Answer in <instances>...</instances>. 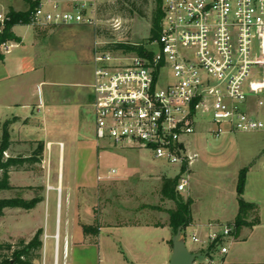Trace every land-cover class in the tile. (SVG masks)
Wrapping results in <instances>:
<instances>
[{
  "label": "rangeland",
  "instance_id": "obj_1",
  "mask_svg": "<svg viewBox=\"0 0 264 264\" xmlns=\"http://www.w3.org/2000/svg\"><path fill=\"white\" fill-rule=\"evenodd\" d=\"M155 3V0L100 2L94 26L17 24L13 31L20 37V41L0 59V75L5 71H11L13 83L25 81L28 84L35 78L49 76L59 80V88L62 89L77 88L72 86L74 82L87 84L91 81L95 47L99 50L117 52L121 51V48H115L116 43L143 46L154 40L151 39L150 28ZM152 47L157 48L155 45ZM4 84L6 83H2L3 86ZM84 89L87 91L89 88L84 87ZM198 123L195 132L189 136L190 153L193 158L183 164L168 163L162 158H156L152 151L115 146L106 139H97L94 134L91 107L85 106L81 131L85 135L83 139L86 145L84 144L83 147L81 144L78 161L73 159L74 153L69 152L68 145L66 147L62 197L57 199L56 190L49 191L46 204L33 213L30 209L23 208L4 209V213L0 215V243L16 244L21 238L28 240L33 230L41 227L42 247L38 250L39 258L36 264L43 263V256L44 264H54L52 234L56 227L58 209V264H123L128 251L120 247L115 236L122 235L127 242H132L133 246L137 247L143 242L142 234L146 229L129 226L107 235L103 228L97 237L92 234L85 237L81 229L82 222L89 218H92L91 221L97 219L114 223L165 221L167 218L165 209L174 207V201L163 198L160 187L164 180L172 178H177V182L181 179L187 180L185 190L176 191V196L183 201L189 198L190 214L194 221L204 223L201 224L202 231L196 232L198 236L204 237L210 226L220 229L225 224L230 225L233 220L227 221L224 217H230L237 206L238 172L235 167L248 163V160H244L246 159L243 151L246 148L243 145L245 143L237 139L243 133H224L215 137L209 130L212 125L207 117L201 118ZM54 150H58V145H54ZM111 169H115V173L109 176L107 174ZM75 173L79 182L91 186L89 191L96 185L97 173L103 178L98 181L99 190L95 189V198L92 193H85V196L81 194L79 196L78 193L77 208L73 200V204L68 208L66 186L70 180H73ZM48 186L52 187L50 183L46 184L47 188ZM80 192H85L84 188H81ZM248 195H254L264 203V175L250 177L245 190V196ZM0 196H20L27 199L34 196L41 197L40 191L26 187L2 191ZM145 205H152L157 209L147 208ZM254 215H250L249 219ZM216 216L220 219L210 220ZM68 220L77 245L75 250H72L71 246L65 258L63 245ZM168 229L167 235L171 240L174 233L170 227ZM150 232L154 235H162L165 230L155 228ZM45 233L48 236L44 239ZM190 235L191 230L187 228L185 231L187 247L195 252L203 250L205 246L193 242ZM230 240L227 238L224 243L228 249ZM216 249L217 247H214L212 252ZM0 254L6 255L8 251L0 250ZM204 257L201 255L196 259Z\"/></svg>",
  "mask_w": 264,
  "mask_h": 264
},
{
  "label": "built area",
  "instance_id": "obj_2",
  "mask_svg": "<svg viewBox=\"0 0 264 264\" xmlns=\"http://www.w3.org/2000/svg\"><path fill=\"white\" fill-rule=\"evenodd\" d=\"M105 1L110 0H0V35L11 9L24 13L27 24L94 26L99 3ZM15 43L6 39L0 49L6 53ZM143 47V54L94 48L90 87L97 139L183 164L193 158L189 136L201 118L209 119L215 137L264 131V97L249 104L250 95L264 92V0H162L158 37ZM186 185L181 179L175 190L184 191ZM58 220L57 209L54 264ZM233 227L210 226L204 237L193 231L190 239L205 250L215 243L226 253Z\"/></svg>",
  "mask_w": 264,
  "mask_h": 264
},
{
  "label": "crops",
  "instance_id": "obj_3",
  "mask_svg": "<svg viewBox=\"0 0 264 264\" xmlns=\"http://www.w3.org/2000/svg\"><path fill=\"white\" fill-rule=\"evenodd\" d=\"M12 77L13 72L11 71H5L0 75V125L4 120L13 118L9 126L10 145L6 152L11 156H29L38 141H42L44 145L39 161L25 164L20 168H14L9 172V183L12 188L8 190H18L19 188L26 187L30 190L40 191L41 201L37 202L30 209L32 211L31 213H33L46 204L49 191L56 190L57 199L62 197L64 187V159L67 145L69 152L72 151L74 153L75 158L73 157V159L75 161H78V155L82 149L80 148L81 144L82 146L84 144L86 145V141L83 139L85 135L81 131V120L85 106L91 107L94 117L90 87L93 80V67L91 81L87 84L74 82L72 86L77 88L73 89L59 88V80L49 76L40 79L35 78L30 84L25 81L13 83L11 81ZM2 83L6 84L3 86ZM84 87H88L89 89L86 91ZM259 96H264V92L250 95L249 104L254 106L255 100ZM242 133V136L237 137V139L245 143L243 144L246 146L245 150H243L246 155V159L244 160H248V163L237 165L235 170L239 172L241 168H247L242 197L244 200L254 202L257 205L256 214L258 215V222L252 226H245L237 234H233L229 249L226 253H220L218 249L214 252L210 251L207 253V250L203 249L205 251L198 252H204L202 256L205 257L203 259H195L193 264H264V207H262L264 203L254 195L245 196L246 185L250 177L264 175V131ZM94 134L96 137L95 125ZM60 135L61 137H59ZM64 136L67 138H64ZM54 145H58L57 151L54 150ZM98 174H96V185L92 186V190L89 191L91 186L79 182L77 173H75L73 180H70L66 186L68 208L71 207L73 201L77 208L76 201L78 193L79 196L80 194L85 196V193H92L95 198L94 193L96 190H99V187H97L99 181L97 179ZM47 183H50L52 187L47 188ZM81 188H84L85 192H80ZM2 191L7 190H0V192ZM13 208L18 209L19 207ZM237 210L238 204L230 217H224V220H233L237 214ZM190 216V223L185 228V231L189 228L191 232H201L203 229V225L201 226V224L204 223L194 221L191 214ZM218 218L216 216L210 220ZM91 220L92 218H89L85 222H82V224L94 222ZM69 223L70 221L68 220L66 233L64 234L66 251L63 256L65 258H67L71 246L72 250H75V246L77 245V242L74 241V237L72 236ZM98 224L99 231L105 228L107 235L114 234V231L129 226L146 229V232L142 234L144 237L143 242L137 247H134L132 242H127L124 236H115V239L119 241L120 247L126 249V252L128 251L127 255L125 254L123 264H168L170 248L168 243L169 237L167 235L169 230L167 218L162 222L146 221L132 223H114L98 220ZM155 228L164 229L165 233L162 235H154L150 231ZM35 230H33L32 234ZM98 235L99 232L95 236L97 237ZM86 236L88 237V235ZM82 237L84 238L83 233Z\"/></svg>",
  "mask_w": 264,
  "mask_h": 264
},
{
  "label": "trees",
  "instance_id": "obj_4",
  "mask_svg": "<svg viewBox=\"0 0 264 264\" xmlns=\"http://www.w3.org/2000/svg\"><path fill=\"white\" fill-rule=\"evenodd\" d=\"M156 6L154 16L152 19V26L150 28L151 39L158 37L161 17H162V0H155ZM10 21L7 24L6 31L0 35V43L6 39H12L16 42L20 41V37L11 31V26L17 24H27L28 18L21 11L10 10ZM151 41V40H150ZM115 48H121L127 51H133L138 54H143L144 47L139 44L129 43H116ZM4 53L0 49V59L3 58ZM13 118L4 120L0 125V190L11 189L12 186L9 183V172L14 168H20L25 164L34 163L39 161L43 150V142L38 141L36 147L29 156H11L8 155L6 150L10 145V132L9 126ZM183 168V167H182ZM247 168L243 167L239 170L236 182V194L238 210L233 219V231L235 235L243 226H252L258 222V215L256 214L257 205L254 202H249L243 199L242 193L245 185V176ZM177 178L166 179L162 182L160 187V193L163 198L171 199L174 201V207L165 209L167 213V224L175 233L177 227L183 224L182 235L185 237V228L190 223V199L185 201L179 199L176 196L175 185ZM30 187V186H29ZM41 200V197L34 196L30 199H26L20 196L12 197H0V215L4 213V209L19 207L23 209H31ZM147 208L157 209L152 205H145ZM159 209V208H158ZM255 214L252 219H248L250 215ZM82 231L85 235H97L99 232L98 220L89 224H82ZM42 228H37L28 240L21 238L16 244L10 242L0 243V250L6 249L8 254H0V264H36V260L39 258L38 250L42 247ZM170 244H171V240ZM216 247L215 243H211L207 247V253L213 251ZM205 251V250H201Z\"/></svg>",
  "mask_w": 264,
  "mask_h": 264
},
{
  "label": "water",
  "instance_id": "obj_5",
  "mask_svg": "<svg viewBox=\"0 0 264 264\" xmlns=\"http://www.w3.org/2000/svg\"><path fill=\"white\" fill-rule=\"evenodd\" d=\"M183 224L179 225L171 238V252L168 264H193L194 260L204 252L191 251L182 235Z\"/></svg>",
  "mask_w": 264,
  "mask_h": 264
}]
</instances>
